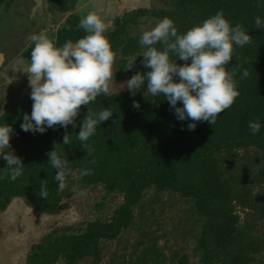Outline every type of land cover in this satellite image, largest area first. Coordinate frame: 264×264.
<instances>
[{"label": "trees", "instance_id": "obj_1", "mask_svg": "<svg viewBox=\"0 0 264 264\" xmlns=\"http://www.w3.org/2000/svg\"><path fill=\"white\" fill-rule=\"evenodd\" d=\"M76 2L45 0V9L66 13ZM166 2V7L139 6L114 19L112 28L105 33L115 53L114 78L148 71L141 63L144 50L139 43L141 34L128 33L139 17L154 16L160 20L168 17L174 21L178 33L183 34L217 11H223L233 26L240 24L251 35V43L243 47L234 45L233 58L225 66L228 71L235 70L233 78L240 95L218 115L214 124L197 122L191 131L187 128L189 121L178 120L162 95L153 102V97L144 95V88L134 96L128 89L101 93L88 106H81L75 127L69 125L65 129L57 125L44 133L20 128L23 114L32 110L30 97L20 106L4 109L0 100V124L11 125V150L24 163L22 175L10 181L6 161L0 160V176L4 177L0 179V212L12 199L21 198L37 212L57 213L62 199L72 193V187L101 185L122 197L106 218L95 217L78 229L67 227L43 235L30 245L26 264H79L83 260L98 264L103 243L116 239L131 227L138 209V220H145L142 205L150 189L154 195L167 192L188 199L190 210L196 215L197 230L188 247L190 254L179 249L172 252L171 259L177 264H190L189 258L198 264H264V227L257 226L264 220V29L256 28L254 23L256 16L264 19V0ZM79 21L77 13H69L64 24L66 28H74L79 27ZM155 46L162 48L159 43ZM170 59L184 63L174 55ZM243 69L249 75L242 79ZM134 100L139 102V108L132 106ZM106 107L113 114L97 125L87 142L91 149L87 152L77 139L80 124L88 111L95 113ZM256 118L262 128L253 135L248 121ZM66 133L70 135L69 145L62 144ZM55 144L69 160L67 185L62 190L54 179L56 170L47 161V153ZM241 149L256 154L253 169L247 167L245 157L241 164L232 159L233 152ZM82 169H91V175L81 176ZM238 169L243 171L236 173ZM40 185L46 186L47 198L38 195ZM236 206L250 210L247 218L239 219ZM123 256L131 264H163L168 258L154 238H148L140 249Z\"/></svg>", "mask_w": 264, "mask_h": 264}, {"label": "clouds", "instance_id": "obj_2", "mask_svg": "<svg viewBox=\"0 0 264 264\" xmlns=\"http://www.w3.org/2000/svg\"><path fill=\"white\" fill-rule=\"evenodd\" d=\"M254 23L256 28L264 29L260 16L255 17ZM78 26L85 35L61 46H56L43 31L31 36L34 47L27 75L32 110L23 114L21 130L44 133L57 125L65 129L69 125L75 127L82 105L88 106L101 93L109 94L115 53L105 35L108 25L97 13L88 12ZM139 43L144 49L141 63L148 71L135 73L123 83L124 87L133 96L144 88V95L153 97V102L162 95L178 120L189 121L188 130H195L197 122L214 124L218 115L240 95L233 78L235 70L228 71L225 66L233 58L234 45L243 47L251 43V35L240 24L233 26L223 11H217L183 34L178 33L172 19L164 17L142 32ZM158 43L162 48L155 46ZM170 55L184 63L173 62ZM135 60L130 61L128 68ZM240 75L243 79L249 73L243 69ZM132 106L139 108L140 104L134 100ZM112 114L113 110L107 107L87 112L77 132V139L87 152L91 151L87 142L97 125ZM261 128L259 118L248 121L251 134L259 133ZM12 132L11 125L0 124V160L6 161L8 179L15 181L22 175L24 163L11 150ZM70 143V135L66 133L62 144ZM57 145L48 151L47 161L56 170L54 179L62 190L66 186L69 160L63 151L57 150ZM80 175H91V169H82ZM79 194L83 195V190ZM38 195L47 198L45 185H40Z\"/></svg>", "mask_w": 264, "mask_h": 264}, {"label": "rangeland", "instance_id": "obj_3", "mask_svg": "<svg viewBox=\"0 0 264 264\" xmlns=\"http://www.w3.org/2000/svg\"><path fill=\"white\" fill-rule=\"evenodd\" d=\"M43 1L45 14L40 12V5L30 14L33 0H0V53H3V61L0 63V100L3 109L20 106L30 97L31 88L27 75L30 63L24 59V54H21L23 50L32 51L34 42L31 37L24 40V35L39 34L43 31L49 38L53 36L52 41L56 46H61L66 40L58 43L55 36L69 13H78L83 17L88 12H95L107 23V30H110L114 19L126 11L139 6H167L166 0H77L78 5L72 10L59 13L47 12L45 0ZM159 21L160 19L154 16L139 17L138 22L128 28V33L142 34ZM81 35L75 33L72 39L77 40ZM130 77L115 79L113 75L109 82L110 92L127 89L123 83ZM251 151H235L232 159L239 160L241 164L245 162V157L247 167L253 169L256 166V154ZM239 171L243 170L238 169L236 173ZM81 190L83 195L79 194ZM121 199L119 193L108 192L101 185L72 187V193L62 199L60 210L54 214L37 212L21 198L12 199L6 209L0 212V264H26L25 256L30 245L40 240L43 235L67 227L78 229L95 217L106 218ZM189 204L188 199L177 194L162 192L154 195L152 189L148 190L142 205L145 220H138V209L131 227L116 239L103 243L98 264H131L125 261L123 255L140 249L148 238L156 239L159 249L167 255L168 258L163 264H177L176 260L171 259L172 252L179 249L190 254L188 247L197 230V223L194 222L196 215L190 210ZM235 210L241 221L247 218L246 213L250 212L240 206H236ZM257 226L264 227V220L258 222ZM189 263L198 264L192 258H189ZM79 264L90 262L83 260Z\"/></svg>", "mask_w": 264, "mask_h": 264}, {"label": "crops", "instance_id": "obj_4", "mask_svg": "<svg viewBox=\"0 0 264 264\" xmlns=\"http://www.w3.org/2000/svg\"><path fill=\"white\" fill-rule=\"evenodd\" d=\"M78 4H76V6H77ZM78 14V13H77ZM79 16H80V19L82 18V16H81V14H78ZM59 32H61V33H59ZM83 32H84V30L82 29V28H80V27H74V28H66L65 27V24H64V22L60 25V28L57 30V32H56V34H57V36H55L56 38H55V41L56 42H64L65 40L67 41V40H73V41H75V39H72V35H74L75 33H80V35H81V33H82V35L80 36V37H82L83 36ZM32 34V33H31ZM68 35V36H67ZM52 38H50L51 40L53 39V36H51ZM29 47V46H28ZM28 47H25V49L26 48H28ZM31 49L29 50V49H27V50H23L21 53V55H23L24 56V59L28 62V63H30L31 62ZM17 81H18V79H17ZM16 81V82H17Z\"/></svg>", "mask_w": 264, "mask_h": 264}, {"label": "water", "instance_id": "obj_5", "mask_svg": "<svg viewBox=\"0 0 264 264\" xmlns=\"http://www.w3.org/2000/svg\"><path fill=\"white\" fill-rule=\"evenodd\" d=\"M33 6L31 7V13L30 14H33V12L36 10V8L40 5V12H43V14H45L44 10H43V4H44V1L43 0H33ZM32 34H29V35H24V40L27 39L28 37H31ZM1 61H3V53H0V63Z\"/></svg>", "mask_w": 264, "mask_h": 264}, {"label": "flooded vegetation", "instance_id": "obj_6", "mask_svg": "<svg viewBox=\"0 0 264 264\" xmlns=\"http://www.w3.org/2000/svg\"><path fill=\"white\" fill-rule=\"evenodd\" d=\"M44 20V19H41V21ZM26 29V28H25Z\"/></svg>", "mask_w": 264, "mask_h": 264}]
</instances>
